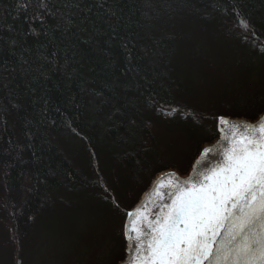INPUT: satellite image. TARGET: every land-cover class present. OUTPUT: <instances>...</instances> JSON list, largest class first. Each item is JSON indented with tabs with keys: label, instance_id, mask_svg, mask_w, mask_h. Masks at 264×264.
Instances as JSON below:
<instances>
[{
	"label": "trees",
	"instance_id": "16d2710c",
	"mask_svg": "<svg viewBox=\"0 0 264 264\" xmlns=\"http://www.w3.org/2000/svg\"><path fill=\"white\" fill-rule=\"evenodd\" d=\"M262 112L264 0H0V264H117L152 179Z\"/></svg>",
	"mask_w": 264,
	"mask_h": 264
},
{
	"label": "snow or ice",
	"instance_id": "6c2138e0",
	"mask_svg": "<svg viewBox=\"0 0 264 264\" xmlns=\"http://www.w3.org/2000/svg\"><path fill=\"white\" fill-rule=\"evenodd\" d=\"M218 119L222 138L203 150L193 175L170 173L154 189L171 202L151 219L142 205L126 226V264H264V116ZM214 152L215 163L207 159Z\"/></svg>",
	"mask_w": 264,
	"mask_h": 264
},
{
	"label": "water",
	"instance_id": "95a60500",
	"mask_svg": "<svg viewBox=\"0 0 264 264\" xmlns=\"http://www.w3.org/2000/svg\"><path fill=\"white\" fill-rule=\"evenodd\" d=\"M261 116H264V112L260 113L255 119H248L245 117L229 116V115H219L218 118L219 117H225L226 119L233 121V122L256 123ZM218 118L216 121V127L218 130L217 138L214 141H212L211 143H208L202 147L200 153L195 158V160L192 164V167L187 174L181 175L177 171L167 169V170H163V171L159 172L152 179L149 186L142 192L138 201L127 211V213H129V212L133 213V216L130 217L126 214L125 221H124V236H125V232H126V226H127V229L131 228L132 221L137 218V210L141 209L142 205L147 206L145 210L149 213V218L151 219V218H154L156 215H158L159 210H160V206L163 203H170L171 202L166 197L163 200H161L160 196L156 195V193L154 192V189L156 188L157 184H159L161 181H166L168 178V175L170 173H175L176 175H178L180 177L181 180L187 179L189 176L193 175V170H194V167L196 166V161L201 158L203 150L206 148H213L215 145L218 144V142L222 138L221 127L219 125V119ZM207 159L212 160V162L215 163L216 160L219 159V157H217L216 153L214 152V153H210L209 156L207 157ZM160 192H161V194L166 193L167 187L161 188ZM133 235H134V233H133ZM125 239H126V255L117 264H126V260L128 258V255H129V251H128L129 241L126 238V236H125Z\"/></svg>",
	"mask_w": 264,
	"mask_h": 264
},
{
	"label": "rangeland",
	"instance_id": "374dc122",
	"mask_svg": "<svg viewBox=\"0 0 264 264\" xmlns=\"http://www.w3.org/2000/svg\"><path fill=\"white\" fill-rule=\"evenodd\" d=\"M216 138H217V137H216ZM216 138H215V139H216ZM215 139H214V140H215ZM214 140H212V141H214ZM212 141H211V142H212ZM211 142H208V143H211ZM208 143H206V144H208ZM206 144H205V145H206ZM197 156H198V155H197ZM194 160H195V159H194ZM193 162H194V161H193ZM192 164H193V163H192ZM191 167H192V166H191ZM190 169H191V168H190ZM166 170H167V169H166ZM189 171H190V170H189ZM189 171H188V172H189ZM160 172H161V171H160ZM188 172H187V173H188ZM187 173H185V174H187ZM185 174H181V175H185Z\"/></svg>",
	"mask_w": 264,
	"mask_h": 264
}]
</instances>
